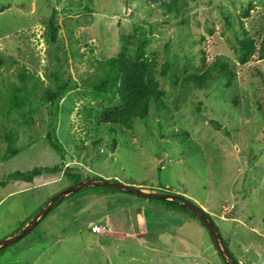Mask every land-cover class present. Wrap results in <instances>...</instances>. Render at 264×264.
Segmentation results:
<instances>
[{
    "label": "rangeland",
    "instance_id": "obj_1",
    "mask_svg": "<svg viewBox=\"0 0 264 264\" xmlns=\"http://www.w3.org/2000/svg\"><path fill=\"white\" fill-rule=\"evenodd\" d=\"M263 37L264 0H0V242L72 185L71 170L180 196L209 215L236 262L264 264V65L236 52ZM121 52L151 60L164 93L159 115L129 128L100 122L117 101L91 86ZM216 60L231 84L180 85ZM56 165L29 183L7 179ZM187 254L223 264L195 218L117 192L60 201L0 264H187Z\"/></svg>",
    "mask_w": 264,
    "mask_h": 264
},
{
    "label": "trees",
    "instance_id": "obj_2",
    "mask_svg": "<svg viewBox=\"0 0 264 264\" xmlns=\"http://www.w3.org/2000/svg\"><path fill=\"white\" fill-rule=\"evenodd\" d=\"M145 1L149 4H158L159 2H162V0ZM57 31L58 26L55 22L54 17L51 16L47 21V37L49 41H56ZM237 43L238 48L236 49V52L240 64L244 65L245 62H247L253 55H256L257 60L262 62L264 65V37L257 45L251 38H243L242 40L237 41ZM154 66L155 64L143 55H135L134 57H132L128 56L124 52H121L117 56L112 57L105 62V67H103L102 69V76L96 78L91 86L96 93H100L101 95H111L117 101V104L114 105V107L103 110L99 113L100 122H102L103 124L129 128L132 121L145 120L146 118H148L151 109H153L156 114L159 115V112L164 106V93L159 89L158 83L154 79ZM25 73L27 72H19L17 74L20 81H24L25 79H27ZM256 73L261 75L259 71H256ZM161 75H165V72L162 71ZM217 80H224L228 82V85L231 84V81L234 80V74L231 71L228 62L223 60L213 61L199 74L192 73L185 75L180 81V85L188 88L204 89L209 87L210 84ZM12 92L15 93V91ZM47 139L49 140L50 147L59 154L60 146L58 141H56L54 138L51 139L50 136H47ZM10 154H13V150L10 152ZM60 171V165H56L51 168H34L31 171L27 172L16 171L12 174H9L7 176V179L29 183L34 178L42 175L43 173L55 174ZM64 175L68 180H70L71 184L78 183L82 180V175L75 171L66 170L64 172ZM158 192L168 193L165 191ZM109 193H117V191L102 187H90L69 195L62 200L74 201V199H78L83 195H106ZM62 200H59L57 203ZM146 200L161 204L163 208L168 212L187 214L188 216L195 218L201 224V226H203V224L194 214L186 210L177 202L168 203L152 199ZM206 216L209 217L208 214H206ZM27 222L28 221L20 223L21 225L18 231H20ZM216 230L219 234L217 228ZM223 244L227 249L226 244L224 242ZM1 252H3V249L0 250V254ZM229 254L231 255L230 252ZM222 263L225 264L223 261ZM237 264L239 263L237 262Z\"/></svg>",
    "mask_w": 264,
    "mask_h": 264
},
{
    "label": "water",
    "instance_id": "obj_3",
    "mask_svg": "<svg viewBox=\"0 0 264 264\" xmlns=\"http://www.w3.org/2000/svg\"><path fill=\"white\" fill-rule=\"evenodd\" d=\"M90 187L108 188L111 190H115L117 192H122L140 198L158 200L161 202H168V203L177 202L178 204L182 205L186 210L194 214L200 220V222L206 228L208 235L217 253L220 255L222 261L225 264H237V262L231 257L228 250L225 248L220 238V235L218 234L216 227L211 221V219L207 217L206 214L201 209L197 208L191 202L177 195L148 191L142 187H133L130 185L120 184L117 182H112L103 179H82L80 182L72 184L66 189L52 196L43 205V207H41V209L37 212V214L26 225H24V227L17 235L0 242V250L10 246L11 244L17 242L25 235H27L44 218V216L54 207V205L59 200H62L68 197L69 195H72L76 192H79L83 189H87Z\"/></svg>",
    "mask_w": 264,
    "mask_h": 264
},
{
    "label": "crops",
    "instance_id": "obj_4",
    "mask_svg": "<svg viewBox=\"0 0 264 264\" xmlns=\"http://www.w3.org/2000/svg\"><path fill=\"white\" fill-rule=\"evenodd\" d=\"M128 222V224L127 223H125L124 225L123 224H120V225H123V226H129L128 228H130V226H131V224L129 223L130 221H127ZM119 224L117 225L118 226V228H120V227H122V226H120ZM132 227V226H131ZM130 229H127V231H129ZM138 231H139V233H141V229L139 228L138 229ZM150 231H148V233H149ZM128 234V233H127ZM142 237H145V238H147L149 235L147 234H145V233H142V234H140ZM151 235V234H150ZM180 258L182 259L181 261H183V262H186L187 264H199V262H200V259H199V257H197L196 255H186V256H184V257H181L180 256Z\"/></svg>",
    "mask_w": 264,
    "mask_h": 264
},
{
    "label": "built area",
    "instance_id": "obj_5",
    "mask_svg": "<svg viewBox=\"0 0 264 264\" xmlns=\"http://www.w3.org/2000/svg\"><path fill=\"white\" fill-rule=\"evenodd\" d=\"M108 227H104L103 230H110L112 229V225H107ZM100 229L98 227H95V231H99Z\"/></svg>",
    "mask_w": 264,
    "mask_h": 264
}]
</instances>
